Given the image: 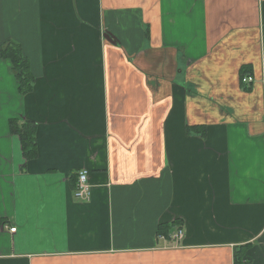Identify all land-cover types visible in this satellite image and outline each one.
Listing matches in <instances>:
<instances>
[{"label":"crops","instance_id":"obj_1","mask_svg":"<svg viewBox=\"0 0 264 264\" xmlns=\"http://www.w3.org/2000/svg\"><path fill=\"white\" fill-rule=\"evenodd\" d=\"M8 41L0 264H264V0H0Z\"/></svg>","mask_w":264,"mask_h":264},{"label":"trees","instance_id":"obj_2","mask_svg":"<svg viewBox=\"0 0 264 264\" xmlns=\"http://www.w3.org/2000/svg\"><path fill=\"white\" fill-rule=\"evenodd\" d=\"M20 46L15 42L8 41L4 42L0 47V57L8 59L12 65V75H14L17 83L18 90L21 94H26L32 90L34 83L33 74L30 71V65L28 58L22 53ZM248 66H242L240 69V84L243 91L250 90V83L245 84L242 82V77L245 74H249ZM9 127L11 131L17 133L20 139L21 149L23 155L26 158H33L36 155V144L34 139L35 127L32 126L30 121L24 122L19 126H16L12 121ZM187 132L194 130L195 132L202 129L200 126L187 127ZM179 226L180 222H172L170 224L160 223L157 228V236L163 235L165 231H168L173 226ZM247 245L238 246L233 250L232 260L233 264H243L246 253ZM246 260V259H245ZM247 261V260H246Z\"/></svg>","mask_w":264,"mask_h":264},{"label":"built area","instance_id":"obj_3","mask_svg":"<svg viewBox=\"0 0 264 264\" xmlns=\"http://www.w3.org/2000/svg\"><path fill=\"white\" fill-rule=\"evenodd\" d=\"M252 78L251 76H244L242 77V82L243 83H250L252 82ZM88 171L85 169H81L77 172V174H75L76 176V184L75 187L73 188V195L76 199L79 200H85L87 198H89V194H90V188L88 185ZM15 227H10L8 230H10L11 232L15 231L14 230ZM181 233V230H178V234Z\"/></svg>","mask_w":264,"mask_h":264},{"label":"rangeland","instance_id":"obj_4","mask_svg":"<svg viewBox=\"0 0 264 264\" xmlns=\"http://www.w3.org/2000/svg\"><path fill=\"white\" fill-rule=\"evenodd\" d=\"M251 257H253V256L251 255ZM255 258L257 259V261H255V263H256V264H259V260H260V259H259V255H256ZM247 260H248L247 262L250 261L249 259H247ZM247 262H246V263H247Z\"/></svg>","mask_w":264,"mask_h":264}]
</instances>
